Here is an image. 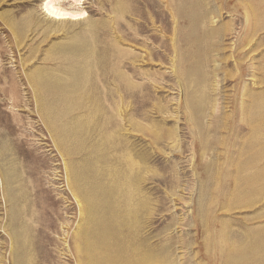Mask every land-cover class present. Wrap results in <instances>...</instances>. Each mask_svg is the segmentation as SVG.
Returning <instances> with one entry per match:
<instances>
[{"label":"rangeland","instance_id":"374dc122","mask_svg":"<svg viewBox=\"0 0 264 264\" xmlns=\"http://www.w3.org/2000/svg\"><path fill=\"white\" fill-rule=\"evenodd\" d=\"M48 3L0 0V264L259 263L264 0Z\"/></svg>","mask_w":264,"mask_h":264},{"label":"bare ground","instance_id":"6f19581e","mask_svg":"<svg viewBox=\"0 0 264 264\" xmlns=\"http://www.w3.org/2000/svg\"><path fill=\"white\" fill-rule=\"evenodd\" d=\"M55 1H58V0H50V3H48L46 5V10H47L48 14L50 15V17L57 19V20H67V19L75 18L78 15L77 13L75 15L73 13L68 12L67 10H64L63 8L56 7L54 5ZM60 3H61V1H60ZM77 17L79 18V16H77ZM0 53H1L0 56L4 57V54H2L1 51H0ZM3 74L4 73L2 71H0V82L3 80V78H2ZM129 200H130V196L127 197V201H129ZM79 204H80V202H79ZM115 205L110 204L107 208L108 210H110V213L108 212L109 214L107 217L108 221L106 223V226H103L101 228V230L99 231V233L97 234V236L99 237L98 244H92V243L90 244V242H89V243H87V245H85L87 247L86 249H88V248L90 249L91 245L95 246L96 248L99 246L103 249L113 245V247L115 248L114 249L115 254L117 253L118 255H120V252L123 251L122 247L124 245L123 241H125V239L122 237L123 228L121 225L122 224L121 221L124 220V218H122L123 216L121 215V210L119 208H118L119 210L117 208H115L114 207ZM131 209H132V207H131ZM129 210H130V208H129ZM93 211H95V209ZM123 211H124V209H123ZM112 217H113V221H112ZM119 235H120V237H119ZM78 250L82 251V250H84V247L80 246L78 248ZM258 254H260V259L257 260L259 262L257 264H264V248L259 249ZM110 256H111V254H110Z\"/></svg>","mask_w":264,"mask_h":264}]
</instances>
